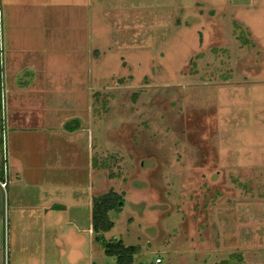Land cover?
I'll return each instance as SVG.
<instances>
[{"label":"rangeland","instance_id":"rangeland-1","mask_svg":"<svg viewBox=\"0 0 264 264\" xmlns=\"http://www.w3.org/2000/svg\"><path fill=\"white\" fill-rule=\"evenodd\" d=\"M95 10L111 48L87 125L100 192L124 197L103 236L136 244L135 263L264 264V0H98ZM14 158L8 145L0 167ZM79 215L66 245L49 228L48 253L19 254L22 264H115Z\"/></svg>","mask_w":264,"mask_h":264},{"label":"crops","instance_id":"crops-1","mask_svg":"<svg viewBox=\"0 0 264 264\" xmlns=\"http://www.w3.org/2000/svg\"><path fill=\"white\" fill-rule=\"evenodd\" d=\"M97 5L98 0H0L1 158L8 160V145L18 157L0 167V264L29 262L19 254L37 251L42 258L50 250L49 228H58L53 240L66 245V227L82 210L99 242L91 206L102 193L100 167L87 118L111 42L100 45Z\"/></svg>","mask_w":264,"mask_h":264},{"label":"trees","instance_id":"trees-1","mask_svg":"<svg viewBox=\"0 0 264 264\" xmlns=\"http://www.w3.org/2000/svg\"><path fill=\"white\" fill-rule=\"evenodd\" d=\"M2 126L0 123V156L2 149ZM2 161V159L0 160ZM124 201L123 194L113 188L92 197L91 226L96 233L95 238L102 243L104 252L115 257L116 264H139L134 261L137 246L125 244L121 239H106L103 232L113 226L110 210H120Z\"/></svg>","mask_w":264,"mask_h":264},{"label":"built area","instance_id":"built-area-1","mask_svg":"<svg viewBox=\"0 0 264 264\" xmlns=\"http://www.w3.org/2000/svg\"><path fill=\"white\" fill-rule=\"evenodd\" d=\"M4 184H5V181H1V185H4ZM159 261H160V257H156L155 258L156 264H158Z\"/></svg>","mask_w":264,"mask_h":264}]
</instances>
